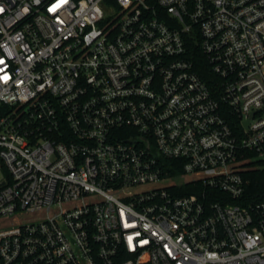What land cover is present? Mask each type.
<instances>
[{
  "label": "built area",
  "instance_id": "1",
  "mask_svg": "<svg viewBox=\"0 0 264 264\" xmlns=\"http://www.w3.org/2000/svg\"><path fill=\"white\" fill-rule=\"evenodd\" d=\"M251 165L264 0H0V264H264Z\"/></svg>",
  "mask_w": 264,
  "mask_h": 264
},
{
  "label": "trees",
  "instance_id": "2",
  "mask_svg": "<svg viewBox=\"0 0 264 264\" xmlns=\"http://www.w3.org/2000/svg\"><path fill=\"white\" fill-rule=\"evenodd\" d=\"M194 62L198 70L203 73L202 76L209 80L206 64H204L200 54L197 53ZM243 177L246 184L244 201L255 203L264 199V166L251 165Z\"/></svg>",
  "mask_w": 264,
  "mask_h": 264
}]
</instances>
